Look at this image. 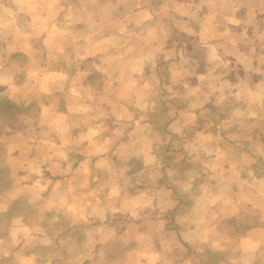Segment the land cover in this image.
Instances as JSON below:
<instances>
[{
    "label": "crops",
    "instance_id": "crops-1",
    "mask_svg": "<svg viewBox=\"0 0 264 264\" xmlns=\"http://www.w3.org/2000/svg\"><path fill=\"white\" fill-rule=\"evenodd\" d=\"M236 1L0 0V162L32 176L8 190L29 211L0 206V264H264Z\"/></svg>",
    "mask_w": 264,
    "mask_h": 264
},
{
    "label": "rangeland",
    "instance_id": "rangeland-1",
    "mask_svg": "<svg viewBox=\"0 0 264 264\" xmlns=\"http://www.w3.org/2000/svg\"><path fill=\"white\" fill-rule=\"evenodd\" d=\"M222 2V4H220L219 6H216L215 8H219L222 10H226L229 6L227 5L228 2L224 3ZM235 8L237 9L234 10V14L236 16V24L242 28L241 31H238L237 33V41L241 42V46L238 49V52L240 54H246V55H250L249 57L252 59L253 61V65H254V70L252 71V73L250 74L251 79H252V83L254 85V87L256 86V84H258L257 86H260V82L263 83L264 85V79L262 80L260 73H259V62L260 60H263L264 62V0H238L235 3ZM221 19H220V24L225 25L226 27H228L229 25H234V24H229L230 22V18L228 17V14L226 13L225 15H221ZM207 19V18H206ZM209 24H211V22H209ZM235 24V25H236ZM249 27L251 29H249ZM247 29L246 32H244ZM226 30H228V28H226ZM16 34L10 33L7 34L8 39H11V36H13L14 38L17 36H15ZM20 35V34H19ZM227 35H230L229 33H227ZM21 36V35H20ZM247 44V45H246ZM246 45V46H244ZM243 47H246L243 48ZM14 52V51H12ZM17 55V59L21 60V56L20 54H15L14 56ZM261 62V64L263 63ZM261 66V65H260ZM257 71V72H255ZM264 77V74L263 76ZM217 96L216 95H212L210 97V102L211 104L215 105L216 101H217ZM235 105L238 106L243 104V100L241 99H235ZM45 101H47V98H44ZM249 101V100H248ZM221 104V103H218ZM232 103H230L229 105H231ZM234 105V104H233ZM260 105L262 107H260ZM222 106H226L225 103L222 104ZM253 108H258L259 110H263L264 111V99L262 101V103H260V97L258 96H253ZM17 112H16V116L19 120L18 123L23 122L24 121V117H37L38 116V112H36L37 110V106L36 103H28V109L24 110L22 107H17ZM211 112V111H210ZM14 116V118L16 117ZM217 117V115H216ZM23 120V121H22ZM262 122V118L259 116H254L252 123L254 124L253 127V139L254 141H258L259 144L253 146V151H254V158L252 161V165L254 168H257L256 170H262L261 173H258V176L264 175V158L262 157L263 155H260L261 151H263L264 154V128H262V130L260 129V124H264V118H263V122ZM238 130V129H237ZM236 130V131H237ZM33 130H30V132H32ZM43 133V131H42ZM243 134V131L240 132H232V136H237L238 134ZM44 135H47V133H45ZM248 135V134H247ZM263 137V139L261 138ZM52 138L50 139H45L43 144H39L36 145L34 143V145H31L29 147V154L35 152L36 150L39 151H43L44 152V157L46 154H50V152L54 151V145L51 142ZM254 145V144H253ZM45 158L41 159L40 161H29V165H30V173L33 170L34 172L37 170L38 167H40L42 164L45 165V170H47V165H48V161H45V163H43V160ZM17 164H13L11 167L9 166L10 164L7 163L8 165L4 166V162L1 161L0 162V206H5L8 204V202L5 201H9L11 202V200H13L14 205L12 208L8 207V218H12L14 217V219H17V217L19 215H21L24 211L27 212L29 211V206L27 204H22L21 203V199L22 197L16 192L10 194L8 192L10 187H16L18 185H20V183L22 181L28 180L31 177L24 179L22 178V173H21V161H17ZM34 175V174H33ZM7 190V192H6ZM48 195H46L47 197ZM34 197H32L31 195L27 198V199H33ZM18 200V202L16 201ZM16 202V203H15ZM10 208V209H9ZM52 214L51 210H46V216H49ZM30 218H32L33 215H29ZM47 220V219H46ZM47 222V221H46ZM12 227H20L19 225H12ZM7 228L6 226H2V229ZM53 228L52 224H46L45 229L46 231H51ZM13 243V246H15L16 244H18L19 242H11ZM4 252V251H2ZM46 251L44 252V255ZM1 254V251H0ZM9 258V257H7Z\"/></svg>",
    "mask_w": 264,
    "mask_h": 264
}]
</instances>
